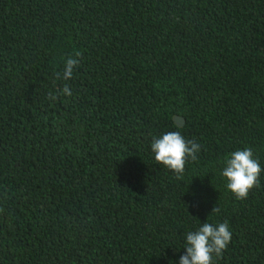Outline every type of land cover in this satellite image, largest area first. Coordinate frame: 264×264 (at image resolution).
<instances>
[{"label": "trees", "instance_id": "trees-1", "mask_svg": "<svg viewBox=\"0 0 264 264\" xmlns=\"http://www.w3.org/2000/svg\"><path fill=\"white\" fill-rule=\"evenodd\" d=\"M168 131L200 144L182 179L151 151ZM224 221L214 264H264V0H0V264H179Z\"/></svg>", "mask_w": 264, "mask_h": 264}, {"label": "clouds", "instance_id": "clouds-1", "mask_svg": "<svg viewBox=\"0 0 264 264\" xmlns=\"http://www.w3.org/2000/svg\"><path fill=\"white\" fill-rule=\"evenodd\" d=\"M81 53L75 52L64 62V69L56 73V79L67 82L73 77L74 69L79 66ZM71 97L72 91L67 83L48 93L47 99L55 102L59 97ZM200 144L195 139H185L180 131H168L160 138H154L151 151L154 159L171 171L176 179H182L188 159H197ZM262 169L257 159L253 157L250 147L236 150L224 159L221 176L226 181V188L236 200H244L251 189L259 186V176ZM213 208L211 212H218ZM232 239L227 221L213 224L203 222L197 229L186 233L184 254L179 258V264H214V257L219 259L227 249Z\"/></svg>", "mask_w": 264, "mask_h": 264}, {"label": "water", "instance_id": "water-1", "mask_svg": "<svg viewBox=\"0 0 264 264\" xmlns=\"http://www.w3.org/2000/svg\"><path fill=\"white\" fill-rule=\"evenodd\" d=\"M173 120H174V122H175L177 125H180V124L182 123V119L179 118V117H177V116H174V117H173Z\"/></svg>", "mask_w": 264, "mask_h": 264}]
</instances>
